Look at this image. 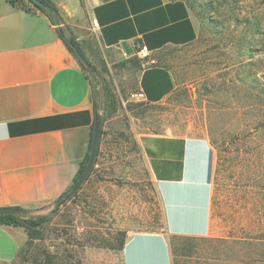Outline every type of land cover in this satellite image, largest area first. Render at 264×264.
<instances>
[{
    "label": "crops",
    "instance_id": "1",
    "mask_svg": "<svg viewBox=\"0 0 264 264\" xmlns=\"http://www.w3.org/2000/svg\"><path fill=\"white\" fill-rule=\"evenodd\" d=\"M51 1L61 25L34 7L0 0V209L53 206L74 185L90 150L98 115L92 80L59 29L87 53L91 47L111 60H136L137 87L147 104L161 103L177 89L167 53L200 36L187 0ZM142 45L155 65L144 66ZM138 143L157 188L163 225L154 232H129L116 264H174L175 242L204 239L213 231L212 147L205 138L171 134L143 135ZM252 190L255 198L243 210L246 245L264 241L263 194ZM27 238L23 228L0 224V264H17ZM243 264L264 259L256 249L243 256Z\"/></svg>",
    "mask_w": 264,
    "mask_h": 264
},
{
    "label": "rangeland",
    "instance_id": "2",
    "mask_svg": "<svg viewBox=\"0 0 264 264\" xmlns=\"http://www.w3.org/2000/svg\"><path fill=\"white\" fill-rule=\"evenodd\" d=\"M187 2L200 36L167 53L177 89L161 103L130 99L138 89L137 61L111 60L91 47L84 51L104 120L101 157L58 211L57 204L28 211L26 218L46 217L40 233L23 246L30 251L28 264L46 258L53 264H116L129 232L162 227L157 188L138 143L148 134L201 137L212 147L213 231L175 242L174 264H243V256L256 249L264 259V241L243 244V210L255 198L252 189L264 200V0Z\"/></svg>",
    "mask_w": 264,
    "mask_h": 264
},
{
    "label": "trees",
    "instance_id": "3",
    "mask_svg": "<svg viewBox=\"0 0 264 264\" xmlns=\"http://www.w3.org/2000/svg\"><path fill=\"white\" fill-rule=\"evenodd\" d=\"M12 5H19L22 8H26L24 6V1L23 0H8ZM29 2H31L34 6H36L39 10H41L43 13L47 14V16H49L51 18V20L56 24V25H61L62 24V19L60 17V13L58 8L55 6V4L51 1V0H43L50 8L51 10L48 11L45 8L41 7L40 5H38L35 1L33 0H28ZM59 33L61 35V38L64 40L65 44L68 46V48L70 49V51L77 57V55L75 54V52L72 50V48L69 46V39L70 37H66L63 33L62 29H59ZM80 44V43H79ZM81 45V44H80ZM81 48L84 52V49L81 45ZM78 58V57H77ZM79 59V58H78ZM82 67L85 69V71H91L93 72L94 68H87L79 59ZM132 62H136V60H132ZM97 112V111H96ZM98 113V112H97ZM102 122L104 123V120L102 119ZM92 135H93V131H92ZM104 135V130L102 131V137ZM102 139V138H101ZM92 143V142H91ZM90 150H91V146H90ZM90 150L88 155L86 156L85 160L82 162L78 176L74 182V184L77 182V180L79 179V177L82 175L87 162L89 160V156H90ZM99 157V155H98ZM98 162V158L97 161L95 163V166ZM95 166L90 174V176L94 173L95 171ZM89 176V177H90ZM72 188V187H71ZM71 191V189L69 191H67L58 201L56 204H58L60 201H62L66 195L69 194V192ZM75 197V196H73ZM14 210H16L19 214L18 215H8V216H0V224L1 225H7V226H14V227H21L25 230V232L27 233V235L29 236V238H36V236L40 233L41 228L44 226V223L46 221V217H41L39 219H34V218H26V215L28 213L27 209L24 208H20V207H16L13 208ZM124 244L125 241L123 242L122 246L120 247V250L122 251L124 248ZM29 255H30V251L29 249H26L25 247L22 248L19 252V259L21 260L22 264H28L29 260ZM32 263H45V264H53L52 261H50L49 259H44L42 261L40 260H35Z\"/></svg>",
    "mask_w": 264,
    "mask_h": 264
},
{
    "label": "water",
    "instance_id": "4",
    "mask_svg": "<svg viewBox=\"0 0 264 264\" xmlns=\"http://www.w3.org/2000/svg\"><path fill=\"white\" fill-rule=\"evenodd\" d=\"M41 7L45 8L46 10L50 11L51 8L43 1V0H33ZM69 46L72 48V50L75 52L77 57L81 60V62L87 67L91 68V64L86 58L81 45L79 42L74 38L70 37L69 39ZM122 47L126 53V55L130 56L132 54L131 49L129 48L127 43H123ZM102 131H103V122L99 115H96L95 117V123L93 127V135H92V143H91V150H90V156L89 160L87 162V165L82 173V175L79 177L77 182L72 186L71 191L69 192L66 197L60 201L55 211H58L63 205H65L73 196H75L82 188V186L85 184L87 179L89 178L95 163L97 161L98 155H99V149L101 144V138H102ZM19 213L11 208L6 209H0V216H8V215H18Z\"/></svg>",
    "mask_w": 264,
    "mask_h": 264
},
{
    "label": "built area",
    "instance_id": "5",
    "mask_svg": "<svg viewBox=\"0 0 264 264\" xmlns=\"http://www.w3.org/2000/svg\"><path fill=\"white\" fill-rule=\"evenodd\" d=\"M138 55L140 59L145 61L144 66H153L156 64V61L151 57V53L146 46L142 45L140 47ZM130 99L137 102H146V96L142 89L133 92Z\"/></svg>",
    "mask_w": 264,
    "mask_h": 264
}]
</instances>
